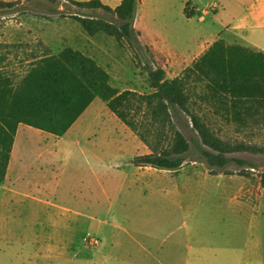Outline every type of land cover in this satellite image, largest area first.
<instances>
[{"label": "rangeland", "instance_id": "obj_1", "mask_svg": "<svg viewBox=\"0 0 264 264\" xmlns=\"http://www.w3.org/2000/svg\"><path fill=\"white\" fill-rule=\"evenodd\" d=\"M226 1L229 7L223 18L225 2L222 0H139L134 40L123 46L115 37L102 32L99 35L102 38H97L98 47L83 39L81 34L88 33L76 19L51 13L57 7L50 0L25 2L21 7L27 10L25 13L0 12V67L8 62L5 58H13L12 64L25 61L21 75L7 76L6 71L0 70L1 78L18 80L26 73L27 59L72 47L91 56L107 70L111 85L121 92L134 90L149 94L153 91L149 83L150 65L163 67L167 78L173 79L181 76L194 59L218 40L227 46L256 48L225 36L232 28L229 20H233L237 7L234 0ZM251 3L252 0H240L236 14L243 5L244 16L264 18V0ZM61 4L63 12H69L71 8L77 10L67 0H62ZM187 5L189 11H196L192 18L185 14ZM250 5L251 10L248 9ZM79 13L106 20L115 17L98 8L81 9ZM41 35L57 47L51 48ZM62 36L70 40L61 43ZM245 105L256 112L249 120L228 122L214 115L211 120L222 129L223 136L234 142L264 146V103L247 102ZM245 105H239L237 109L243 112ZM83 118L84 129L66 135L71 151L65 154L71 156L67 157L61 172L59 192L44 195L45 198L94 214L98 220L90 229L102 240L103 230H108L111 242L125 235L119 229L121 223L144 234L156 232L168 236L177 229L179 233L191 232L194 241L202 237L224 249L230 245L240 247L236 256L223 249V253L216 252L204 258L203 264H264V154L246 150L233 153L232 156L244 160L245 165L233 162L218 170V175H211L210 166L201 157L200 141L194 140L188 159L179 171L150 167L155 178H146L150 184L139 192L137 184L142 186L144 180L141 175L134 185L133 179H138L134 176V157L149 153V146L101 98L96 99ZM183 131L196 139L197 135L190 128ZM49 136L55 135L49 133ZM31 152L33 160H28L29 164L34 161L37 148L32 147ZM94 169L100 177V182L92 186H98V207L84 208V199L78 197L83 189V197L88 199L90 189L84 190L82 180L84 177L93 180ZM171 217L177 221L166 223L165 219ZM124 218L135 221L127 224ZM104 219H108V223ZM102 245L101 250L94 252L88 248L78 257L60 261L36 257L43 253L38 254L34 246L0 240V264H155L154 258L136 256L130 259L110 250L107 252L110 244L105 240ZM194 260L201 264L200 258Z\"/></svg>", "mask_w": 264, "mask_h": 264}, {"label": "trees", "instance_id": "obj_2", "mask_svg": "<svg viewBox=\"0 0 264 264\" xmlns=\"http://www.w3.org/2000/svg\"><path fill=\"white\" fill-rule=\"evenodd\" d=\"M31 1L34 0H0V12L25 13L27 10L21 7ZM50 1L57 7L51 13L76 19L89 35L104 32L123 46L134 40L138 0H123L115 8L102 0H67L77 10L71 8L66 13L61 10L62 0ZM189 5L185 14L192 18L196 11H189ZM85 8L103 9L115 17L106 20L84 16L79 11ZM26 61H29L26 73L18 80L1 78L0 72V184L7 179L21 123L64 136L97 98L106 101L151 149L134 157L137 166L177 172L188 159L194 140L200 141L201 157L210 166L211 175H218V170L233 162L245 165L233 153L246 150L264 154V146L234 142L223 136L222 129L211 120L214 115L228 122L246 121L256 114L245 104L264 103L263 50L227 46L218 40L181 76L173 79L167 78L163 67L150 65L149 83L153 91L149 94L121 92L111 85L107 70L72 47ZM239 105L246 106L243 112L237 109ZM189 128L198 139L183 131Z\"/></svg>", "mask_w": 264, "mask_h": 264}, {"label": "crops", "instance_id": "obj_3", "mask_svg": "<svg viewBox=\"0 0 264 264\" xmlns=\"http://www.w3.org/2000/svg\"><path fill=\"white\" fill-rule=\"evenodd\" d=\"M102 1L115 8L123 0ZM222 1L225 2V9L222 14L223 18H225L229 4L226 0ZM259 1L252 0V3H258ZM239 2L240 0H234L237 6L236 12L233 20H229V22H232V28L225 32V36L227 35L226 37L228 38L233 37L264 51V18L259 16H244L243 5L240 6V13L236 14ZM139 4L138 0L136 12L139 11ZM248 9L251 10L252 5ZM258 25L259 27H253ZM100 33L96 35L82 33L81 35L87 42H92L95 47H98L97 38H102V36H99ZM41 37L45 42L50 44L48 45L51 48L57 47L45 36L41 35ZM62 37L64 39L61 43L70 40L67 39V36ZM71 40L74 39L71 38ZM5 59L8 62L4 61L5 64L0 67V70L6 71L4 73H7V76L21 75L20 70H23L22 64L25 62L18 61L19 63L12 64L10 61L13 58ZM193 62L185 69L192 66ZM95 101L96 99L91 105ZM91 105L64 136H49L50 132L24 123L18 126L7 171V179L4 184L0 185V240L11 242L15 240L21 242L22 245L34 246L35 250H38V254L43 253L36 257L60 261L78 257L82 250L88 248L94 252L101 250L102 246H104L102 245L103 240L110 244L107 252L110 250V252L116 255L120 254L130 259L136 256L154 258L155 264H194V258L197 257L200 258L201 264H203V259L208 258L210 254L216 252L223 253L224 248L213 243L208 238L198 237L194 241V236H192L191 232L184 234L177 232L176 229L175 233L168 236L156 232L144 234L124 227L123 223H121V228L119 229L125 235L111 242L108 230H103L104 235L102 240L96 237L90 229L93 223L98 220L94 214L87 211L83 212L81 208H73L44 197V195H56L59 192L62 181L61 172L65 168L67 157L70 158L71 156L65 154L71 151L67 147L69 141L66 135L74 131L80 133L84 129L86 124L82 122V119H84L83 117ZM121 141L125 142L122 139ZM121 141L120 143H122ZM127 141L130 142V140ZM143 145V147H146L145 144ZM34 146L37 148V152L34 153V161L29 164L27 163L28 160H33L31 149ZM135 166L134 176L138 179H133L134 185L135 181H139V177L143 175L144 182L142 186H140V183L137 184V189L141 192L150 184L146 178L154 180L155 174L149 170L152 166ZM93 173V180L86 177L82 180L84 190H87L88 187L90 189L88 199L87 197H83V189H81L78 197L84 199L82 203L84 204V208L96 209L98 207L96 192L98 186L95 185L94 188L92 186L100 182V177L96 169H94ZM132 220L135 221V219L126 220V218L123 221H127V224H130ZM103 221L108 223V219H104ZM176 221L172 217L165 219V222L169 224ZM103 250L105 252L106 247ZM224 250L236 256L240 251V247L230 245ZM195 264H199V262Z\"/></svg>", "mask_w": 264, "mask_h": 264}]
</instances>
